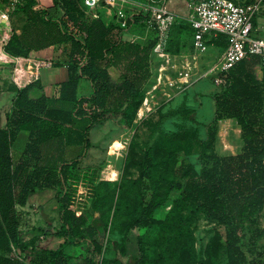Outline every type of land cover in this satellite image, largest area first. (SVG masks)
Segmentation results:
<instances>
[{"label": "trees", "instance_id": "obj_1", "mask_svg": "<svg viewBox=\"0 0 264 264\" xmlns=\"http://www.w3.org/2000/svg\"><path fill=\"white\" fill-rule=\"evenodd\" d=\"M61 11L85 37L68 30ZM144 18L136 16L129 29ZM11 22L13 35L4 49L8 55L27 58L34 42L42 43L52 36L54 45H69L70 61L68 80L60 84L57 98H48L44 93L32 98L34 89L43 90L39 80L33 81L17 91L4 127L0 118V264H75L60 250H43L25 241L29 233L22 231L20 211L28 206L31 195L46 189L55 190L59 222L56 237L63 238L65 245L84 250L85 255L76 259L81 264H189L185 254L192 259L195 256V238L189 228L194 214H203L209 222L226 229L222 245L227 249L229 264H241L244 248L254 257L250 264H264V245L258 255L252 254L250 236L240 226L251 213L264 208V76L259 78L256 72L260 58L241 61L229 72L223 92L215 98L216 118L209 128V139L202 142L211 150V166L205 164L198 172L193 164L182 162L171 169L169 157L157 156L153 147H147L137 179L99 182V190L113 186L114 195L119 192L113 216L124 219L122 238L115 243L116 256L106 259L105 239L113 205L106 206L105 198L94 202L88 225L70 208L72 172L85 154L72 161L45 165L44 148L48 145L52 150V142L65 138L67 143L78 142L88 150L94 119L103 112L124 111L134 123L152 76L156 33L151 31L149 41L125 40L124 30L113 22L102 16L92 18L83 0H52L50 6H43L39 0H20ZM191 33L187 22L175 25L170 46L173 36ZM209 44L222 51L228 45L222 35ZM116 67L122 70L119 82L109 72ZM81 80L92 86L91 94H78ZM85 103L102 112L87 114ZM82 117L91 121L83 132L67 127ZM225 119L234 120L241 128L243 151L237 156H222L216 151V125ZM21 131L30 133L29 143L24 153L16 156L13 144ZM129 185L137 197L127 203L124 197L130 193ZM160 212H166L165 219L156 217ZM150 227H158L161 232L160 252L152 258L139 234Z\"/></svg>", "mask_w": 264, "mask_h": 264}, {"label": "rangeland", "instance_id": "obj_2", "mask_svg": "<svg viewBox=\"0 0 264 264\" xmlns=\"http://www.w3.org/2000/svg\"><path fill=\"white\" fill-rule=\"evenodd\" d=\"M39 1L47 5L52 0ZM168 1L175 11L183 13L189 4L199 0ZM236 1L248 2L250 0ZM6 2L7 0H0L1 9L5 7ZM130 33L147 41L152 40V32L148 30L145 18L132 27ZM186 35L173 36L169 50L173 56V63L168 71L161 73L156 65L153 66L152 76L144 88V100L137 110L134 123L129 122L124 111L103 112L95 117L94 123H97V126L91 134L94 150L85 159H82L72 172L70 181L72 200H78L75 210L83 209L82 216L86 225L92 221L94 202L105 198L106 206L113 205L105 239L104 257L106 259H113L116 256L115 243L122 238L124 219L113 216L119 203V192L117 191L114 195L113 186H105L99 190L100 181H115L118 176L117 181L119 182L122 178L137 179L147 147H153L157 156L164 154L169 157L171 169L179 166L182 162L193 164L198 172H201L205 164L212 165L208 159L211 150L205 148L202 142L209 139V128L213 126L217 114L215 98L223 92V87L216 85L214 78L207 75L210 67L215 64L220 51L208 49L203 56L196 60L191 48L190 36ZM128 36L124 34V37L128 38ZM9 58L11 59L0 47V118L2 126L6 125V117L13 109L17 91L20 89L19 83L21 85L25 83L24 79H20L21 74L23 78L25 73L21 69L16 72L17 64L11 62ZM184 63L189 66L184 75L189 77L188 82L181 84L178 69ZM26 68L33 71L32 63H28ZM260 74L263 76L264 72ZM181 81L185 82L186 80L182 79ZM141 109H144L142 116L139 115ZM225 121L227 120H221L216 125V151L222 156H237L243 151L241 133L234 132L238 126L236 122L232 121V128H230L225 124ZM225 144L229 147L227 150L224 149ZM108 149H110L111 155L107 153ZM128 188L130 193H126L124 197L127 203L134 201L137 197L133 186L129 185ZM55 201L54 193L47 191L34 200L32 199L31 205L26 210L20 211L22 231L29 233L25 241L28 244H35L43 250L54 251L58 248L57 250L74 260L75 264H81L76 259L85 255L82 248L60 245L56 241L59 223L55 221L58 211ZM156 217L165 219L166 212L157 213ZM240 226L250 236L249 244L253 248L252 254L258 255L260 247L264 245V208L251 213ZM189 228L195 238L194 264H229L225 254L227 249L222 245L226 241V229L209 222L203 214L190 216ZM160 233L158 227L139 231L145 242L149 258L157 256L160 252ZM211 244L213 245L212 250ZM244 251L245 258L241 260V264H250L254 257L246 248ZM212 255L215 256V259L212 258ZM185 257L186 261L192 264L194 258L192 259L188 254H185Z\"/></svg>", "mask_w": 264, "mask_h": 264}, {"label": "built area", "instance_id": "obj_3", "mask_svg": "<svg viewBox=\"0 0 264 264\" xmlns=\"http://www.w3.org/2000/svg\"><path fill=\"white\" fill-rule=\"evenodd\" d=\"M20 0H8L3 9L0 8V47L5 49L13 35L11 17ZM86 12L92 18L104 17L113 22L125 34L132 36L131 41H137L130 33V23L136 16H144L148 30L157 36L156 45L152 51V61L159 72L168 71L173 63V56L169 53L172 30L175 25L187 22L192 30L190 44L194 58L197 60L209 49V41L220 35L226 37L228 43L207 73L214 78L218 86L226 83L229 72L241 61L249 57L260 58L259 68L264 72V0L239 2L236 0H199L187 6L183 13L175 11L168 0H83ZM61 17L66 21L69 31L78 37L86 34L80 31L61 11ZM82 61V57L78 56ZM52 65L48 61H40L36 68ZM188 64L184 63L178 69L180 83L188 82L184 75L188 71ZM34 71V70H33ZM185 79V82L181 80ZM38 74L32 72L30 82L37 81ZM16 82V81H15ZM89 115L101 113V109L89 103L83 105ZM74 198V197H73ZM75 200V199H74ZM78 200H71V210L77 216L83 215V209L76 211Z\"/></svg>", "mask_w": 264, "mask_h": 264}, {"label": "crops", "instance_id": "obj_4", "mask_svg": "<svg viewBox=\"0 0 264 264\" xmlns=\"http://www.w3.org/2000/svg\"><path fill=\"white\" fill-rule=\"evenodd\" d=\"M50 3H52V1L47 3V5H45L41 2V4L43 6H50L51 5ZM11 25H12V22H11ZM18 33H20V32L18 31ZM135 37L137 40L140 39V37H138V36H135ZM131 38H132V36H128V38L124 37V39L128 40V41H131L130 40ZM32 45L33 46L31 47L27 58H25V57H12V56L7 54L9 57H11V59L9 58V60H11V62H15L17 64L16 72H18V70L21 69L22 72L25 73V75H23V78H22V74L20 77V79L25 80V83L23 85H21V83H19V88L22 89V87L24 88V86H27L28 84H30L31 83L29 81L30 75L32 72H35L36 74H38V80H39L41 86L43 87V90L34 89L31 92V97L32 98H38L42 95V93H44L48 98H57L59 96L60 84L67 81L68 77H69L68 64L70 61V47L68 44H61V45L56 44V45H54V43L52 41V36L50 38H46L45 41H43L42 43L34 42ZM209 49H215L217 52L220 51L219 55L222 54V52H223L221 49H219L213 45H210ZM40 61L51 62L52 65L38 69V68H36V65L39 64ZM28 63H32L34 71H29L26 68V65ZM109 72H110L114 81H116V82L120 81L121 74H122L121 68H119V67L110 68ZM256 72H257V75L259 78H263L264 75L262 76V74H260L263 71L259 67L257 68ZM91 92H92V86L87 81L81 80L80 84H79V88H78V94L79 95H89V94H91ZM226 120L227 121H225V124L228 125L230 128H232V121H234V120H232V119H226ZM90 122L91 121L89 118H83L82 117L79 119L72 120V123L69 124L67 127L73 132L81 133L90 124ZM96 126H97V123H93V127L89 132L88 138L90 140L91 147L88 150H85L84 145L79 144L78 142L67 143L65 138H60L59 140L52 142V144H51L52 150L50 148H48L49 146L47 145L44 148V150H45L44 152L46 153V156H47L45 165L46 164L48 165V163H52V164L56 163V162L59 163L61 161H72V160H75L76 158L80 157L82 154H85V156L82 157V159H85L88 156V154L94 150V142L91 139V134H92L93 129ZM240 129L241 128H239V126H237V129H235V130L233 129V130H234V132L239 134V133H241ZM29 136H30V133L28 131H21L18 133L16 140L13 144V152L16 156L17 155L19 156V155L24 153V151L27 147V144L29 143ZM228 145H229V147H231L229 142H228ZM228 145L227 144L224 145L225 150H227L229 148ZM110 148H111V146H110ZM107 153L110 154V149H108ZM82 159H80V161H82ZM118 177L115 181L118 180ZM106 181H108V180H106ZM111 182H114V181H111ZM47 191L53 192L54 198H55V190L46 189L44 191H40L34 195H31L29 197L28 206L31 205L32 199L34 200L37 196H39L42 193L47 192ZM56 205H57V202H56ZM28 206L26 208H28ZM26 208H25V210H26ZM56 215L57 216H56L55 221L58 222V211L56 212ZM57 227H59V226H57ZM56 241L58 243H60V245L64 243V239L61 237H58V239ZM57 249H55V250H57Z\"/></svg>", "mask_w": 264, "mask_h": 264}, {"label": "bare ground", "instance_id": "obj_5", "mask_svg": "<svg viewBox=\"0 0 264 264\" xmlns=\"http://www.w3.org/2000/svg\"><path fill=\"white\" fill-rule=\"evenodd\" d=\"M149 105H150V104H149ZM151 107H152V106H151ZM148 110H149V108H148ZM143 113H144V109H141L140 112H139L140 116L144 115ZM143 117H144V116H143Z\"/></svg>", "mask_w": 264, "mask_h": 264}]
</instances>
